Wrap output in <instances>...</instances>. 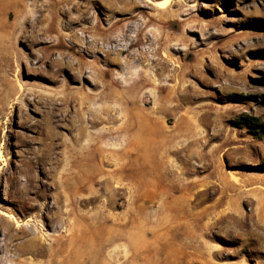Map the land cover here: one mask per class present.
<instances>
[{"label": "rangeland", "instance_id": "rangeland-1", "mask_svg": "<svg viewBox=\"0 0 264 264\" xmlns=\"http://www.w3.org/2000/svg\"><path fill=\"white\" fill-rule=\"evenodd\" d=\"M161 1L0 0V264H264V0Z\"/></svg>", "mask_w": 264, "mask_h": 264}, {"label": "bare ground", "instance_id": "bare-ground-1", "mask_svg": "<svg viewBox=\"0 0 264 264\" xmlns=\"http://www.w3.org/2000/svg\"><path fill=\"white\" fill-rule=\"evenodd\" d=\"M3 1H4V5L6 7L9 6V5H13L11 7H14L15 9H17V11H18V13H19L20 16H23L24 17V16L27 15L26 7L23 6L24 3L22 1L21 2L23 3V5L20 2H18L20 0H3ZM145 1L148 2V3H150V4H153L152 0H145ZM164 3H165V0H163L161 2H158L157 4H164ZM2 6H3V4H2ZM5 6H4V8H5ZM0 13H1V9H0ZM1 14H3V13H1ZM8 29H9L8 28V25L5 22H3V21L0 20V30L3 31L2 32L3 33L2 36H3L4 39H6L8 37V34H9V30ZM0 48H2V47L0 46ZM92 72L95 73L96 70H92ZM96 73H95L96 76H99L100 72L99 73L96 72ZM134 76H135V72H131L129 76L125 77V79L123 80V83L124 84H128V81L130 80V82H131V79L133 80ZM101 95L97 99L95 98L96 97L95 95H93L95 97H93L91 95L82 96L81 97V100L79 99L80 104H84L86 102L89 105L88 108L85 107L86 109H91L90 108L91 105H94V104H96V105H99V104H107L108 103L107 100L104 98V96H101ZM97 96H98V94H97ZM107 106H109V105H106V109L105 108H103V109L107 110V108L110 107V106L109 107H107ZM96 108H101V106L96 107ZM100 136H103V135H101V133H97V134L91 133L89 131V128L88 127L85 128V133L83 134V137L84 138H87L89 141H92L93 140V141H96V142L99 141ZM85 146H88V150L96 151V154L95 153H93V154L92 153H83V152H81V150H76V153L79 152L77 154L79 156L76 158L77 161H79V162H81V161H89L91 159H94L97 156V154H101V157H103L102 155L104 154L103 152H105V149H102L101 147H99L97 145H90L88 143H86ZM113 147H115V146H113ZM112 149H115V148H112ZM106 159L107 158H102L103 161H105ZM3 215L6 216L7 218L13 220L14 222H17V223L19 222L16 219L15 216H12V215L7 214V213H3Z\"/></svg>", "mask_w": 264, "mask_h": 264}, {"label": "trees", "instance_id": "trees-1", "mask_svg": "<svg viewBox=\"0 0 264 264\" xmlns=\"http://www.w3.org/2000/svg\"><path fill=\"white\" fill-rule=\"evenodd\" d=\"M248 124H249V126H254V123L251 122L250 120H248Z\"/></svg>", "mask_w": 264, "mask_h": 264}, {"label": "crops", "instance_id": "crops-1", "mask_svg": "<svg viewBox=\"0 0 264 264\" xmlns=\"http://www.w3.org/2000/svg\"><path fill=\"white\" fill-rule=\"evenodd\" d=\"M92 22H93V20H92Z\"/></svg>", "mask_w": 264, "mask_h": 264}]
</instances>
